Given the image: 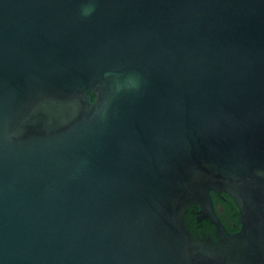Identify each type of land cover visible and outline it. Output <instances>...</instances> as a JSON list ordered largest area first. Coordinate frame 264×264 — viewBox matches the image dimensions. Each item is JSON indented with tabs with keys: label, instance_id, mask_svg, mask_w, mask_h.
Listing matches in <instances>:
<instances>
[{
	"label": "water",
	"instance_id": "obj_1",
	"mask_svg": "<svg viewBox=\"0 0 264 264\" xmlns=\"http://www.w3.org/2000/svg\"><path fill=\"white\" fill-rule=\"evenodd\" d=\"M0 264H264V0H0Z\"/></svg>",
	"mask_w": 264,
	"mask_h": 264
},
{
	"label": "flooded vegetation",
	"instance_id": "obj_2",
	"mask_svg": "<svg viewBox=\"0 0 264 264\" xmlns=\"http://www.w3.org/2000/svg\"><path fill=\"white\" fill-rule=\"evenodd\" d=\"M212 197L219 213V216L221 217L227 229L231 232L239 231L242 226L240 222V209L234 198H232L229 194L225 192L218 193L214 190L212 191ZM194 207L195 209L193 210V213H195L196 221L198 224L197 227L191 232L197 238H206L210 234L212 238L215 239L214 226L208 220L201 219V217H198L199 209L196 206ZM207 223L212 226V230L205 229ZM205 234H207V236H204Z\"/></svg>",
	"mask_w": 264,
	"mask_h": 264
},
{
	"label": "trees",
	"instance_id": "obj_3",
	"mask_svg": "<svg viewBox=\"0 0 264 264\" xmlns=\"http://www.w3.org/2000/svg\"><path fill=\"white\" fill-rule=\"evenodd\" d=\"M195 209L194 206H191L190 207V211L189 213L187 214L186 216V219H187V222H188V225H189V228L191 231H193L196 227H197V221H196V216H195V213H193V210ZM206 230H212V226H210L208 223L206 224Z\"/></svg>",
	"mask_w": 264,
	"mask_h": 264
}]
</instances>
